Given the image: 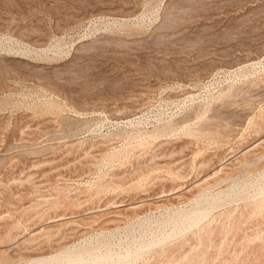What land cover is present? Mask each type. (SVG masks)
<instances>
[{"label":"rangeland","instance_id":"obj_1","mask_svg":"<svg viewBox=\"0 0 264 264\" xmlns=\"http://www.w3.org/2000/svg\"><path fill=\"white\" fill-rule=\"evenodd\" d=\"M263 169L264 0H0V264H264Z\"/></svg>","mask_w":264,"mask_h":264},{"label":"bare ground","instance_id":"obj_2","mask_svg":"<svg viewBox=\"0 0 264 264\" xmlns=\"http://www.w3.org/2000/svg\"><path fill=\"white\" fill-rule=\"evenodd\" d=\"M256 121H257V120H256ZM261 124H263V123L261 122ZM170 127H171V126H170ZM256 127H257V126H256ZM165 128L168 129L169 127H168V128L165 127ZM199 128H200V127H199ZM199 128H198V129H199ZM172 129H173V128H172ZM172 129H171V130H172ZM187 129H188V128H187ZM171 130H168V131H171ZM190 130H191V129H190ZM259 130H260V129H259ZM168 131H167V132H168ZM257 131H258V130H257ZM160 132H163V133H164V131H161V130H160ZM171 132H172V131H171ZM187 132H188V131H187ZM196 132H197V131H196ZM158 133H159V132H158ZM165 133H166V132H165ZM198 133H199V132H198ZM213 134H214V133H213ZM204 135H205V134H204ZM206 135H207V134H206ZM206 137H207V136H206ZM208 137H210V134H209ZM200 138H201V137H200ZM210 138H211V137H210ZM212 138H213V137H212ZM197 139H198V138H197ZM214 143H215V142H214ZM220 143H221V142H220ZM260 156H261V155H260ZM260 156H259V157H260ZM254 158H255V157H254ZM262 158H263V157H262ZM248 162H249V161H248ZM259 162H260V161H259ZM245 164H246V163H245ZM247 164H248V163H247ZM252 164H254V163H252ZM252 164H251V165H252ZM249 165H250V164H249ZM257 166H258V165H257ZM255 167H256V166H255ZM254 170H255V169H254ZM263 170H264V169H263ZM257 173H258V172H257ZM260 173H261V172H260ZM263 174H264V173H263ZM231 175H232V174H231ZM260 175H261V174H260ZM247 176H248V175H247ZM254 176H256V173H255ZM252 177H253V175H252ZM257 177H258V176H257ZM247 179H248V178H247ZM242 180H243V178H242ZM258 180H259V179H258ZM258 180H257V181H258ZM260 180H261V179H260ZM232 181H235V180H232ZM248 181H249V180H247V183H248ZM251 181H252V180H251ZM244 182H245V181H244ZM238 184H239V183H238ZM256 184H257V183H256ZM232 186H233V185H232ZM246 186H248V185L245 184V183H243V184H239V185H234L233 188H237V189H238V188H242V187H243L242 189L244 190V187H246ZM248 187H249V186H248ZM252 187H253V184H252ZM263 187H264V186H263ZM263 187H262V188H263ZM233 188H232V189H233ZM258 188H259V187H258ZM249 189H250V188H249ZM256 189H257V188H256ZM252 190H253V188H252ZM238 191H239V190H238ZM231 192H232V191H231ZM232 193H234V190H233ZM245 193H246V191H245ZM248 193H249V192H248ZM256 193H257V192H256ZM256 193H254V194H256ZM229 194H230V193H229ZM238 194H239V193H238ZM238 194H237V195H238ZM243 194H244V193H243ZM260 194H263V193L260 192V193H259V196H260ZM235 195H236V194L234 193V196H235ZM250 195H251V194H250ZM257 195H258V194H257ZM257 195H256V197H258ZM221 196H222V195H221ZM241 196H242V195H241ZM252 196H253V194H252ZM252 196H251V197H252ZM262 196H263V195H262ZM215 197H216V196L212 197V199H211V202H212L211 205H212V206L209 205L210 207H212L211 210H212L213 207H214L213 204L215 203V200H217V198H218L219 196H218L217 198H215ZM227 197H228V196H227ZM236 197H237V196H236ZM236 197H234V198H236ZM238 197H240V196H238ZM244 197L246 198L245 195H244ZM247 197H248V196H247ZM254 197H255V196H254ZM254 197H253V198H254ZM210 198H211V197H210ZM230 198H231V197H230ZM242 198H243V197H242ZM259 198H260V197H259ZM201 199H202V198H201ZM201 199H199V200H201ZM221 199H222V198H221ZM228 199H229V198H228ZM240 199H241V198H240ZM249 199H250V198H249ZM197 200H198V199H197ZM224 200H225V199H224ZM226 200H227V199H226ZM226 200H225V201H226ZM256 200H257V199H256ZM260 200H261V199H260ZM260 200H258V202H260ZM202 201H204V200H202ZM227 201H228V200H227ZM245 201H247V200H245ZM200 202H201V201H200ZM213 202H214V203H213ZM228 202H230V201H228ZM231 202H232V201H231ZM240 202H241V201H240ZM240 202H239V203H240ZM254 202H255V201H254ZM204 203H205V202H204ZM223 203H224V202H223ZM246 203H247V202H246ZM252 203H253V202H252ZM256 203H257V202H256ZM195 204H196V203H195ZM206 204H207V203H206ZM216 204H217V203H215V205H216ZM220 204H221V202H220ZM230 204H231V203H230ZM250 204H251V203H250ZM199 205H200V204H199ZM204 205H205V204H204ZM221 205H222V204H221ZM228 205H229V204H228ZM228 205H227V206H228ZM240 205H241V204H240ZM242 205H243V204H242ZM253 205H254V204H253ZM259 205H262V204H259ZM259 205H258V206H259ZM263 205H264V204H263ZM219 206H220V205H219ZM219 206H218V207H219ZM224 206H225V205H224ZM230 206H232V208H233V205H232V204H231ZM234 206H235V205H234ZM244 206H245V205H244ZM248 206H249V204L247 205V208H248ZM250 206H251V205H250ZM250 206H249V207H250ZM203 207H204V206H203ZM205 207H208V206L206 205ZM221 207H223V206H221ZM241 207H242V206H241ZM250 208H252V207H250ZM255 208H256V207H255ZM217 209H219V208H217ZM224 209H225V208H224ZM224 209H223V210H224ZM239 209H240V208H239ZM209 210H210V209H209ZM213 210H214V209H213ZM233 210H234V209H233ZM233 210H232V211H233ZM240 210H241V209H240ZM259 210H260V209H259ZM261 210H262V209H261ZM263 210H264V209H263ZM185 211H187V210H185ZM192 211H193V210H191L190 212H192ZM194 211H195V207H194ZM236 211H237V210H236ZM257 211H258V210H257ZM214 212H215V211H214ZM244 212H245V211H244ZM252 212H253V211H252ZM258 212H259V211H258ZM174 213H175V212H174ZM188 213H189V212H188ZM195 213H196V212H195ZM195 213H193L194 216H192V218H190V222H192L193 224H195V223H197V222L199 223V220H201V219L203 218V215H204V214H203V215H202V214L197 215V214H195ZM199 213H201V212H199ZM217 213H218V212H217ZM225 213H227V212H225ZM230 213H231V212H230ZM233 213H234V212H233ZM233 213H232V214H233ZM247 213H249V210L247 211ZM250 213H251V212H250ZM182 214H183V213H182ZM213 214H214V213H213ZM232 214H231V215H232ZM237 214H238V213H237ZM254 214H255V213H254ZM209 215H210V214H209ZM209 215H208V216H209ZM223 215H224V214H223ZM228 215H229V213H228ZM233 215H234V214H233ZM179 216H180V215H179ZM251 216H252V215H251ZM257 216L259 217V215H257ZM257 216H256V217H257ZM173 217H174V215H173ZM222 217H223V216H222ZM235 217H236V215H235ZM242 217H243V216H242ZM245 217H246V216H245ZM175 218H177V217H175ZM181 218H183V217H181ZM211 218H212V217H211ZM215 218H217V217H215ZM246 218H247V217H246ZM254 218H255V217H254ZM169 219H170V217L168 218V220H169ZM177 219H179V218H177ZM183 219H184V218H183ZM187 219H188V218H187ZM226 219H229V218H226ZM235 219H236V218H235ZM242 219H243V218H242ZM244 219H245V218H244ZM249 219H250V218H249ZM255 219H256V218H255ZM259 219H260V218H259ZM262 219H263V218H262ZM219 220H220V219H219ZM237 220H239V219L237 218ZM165 221H166V220H165ZM201 221H202V220H201ZM208 221H210V220H208ZM220 221H221V220H220ZM235 221H236V220H235ZM240 221H241V220H240ZM158 222H159V221H158ZM166 222H167V221H166ZM166 222H165V223H166ZM188 222H189V221H188ZM206 222H207V221H206ZM214 222H215V220H214ZM222 222H223V221H222ZM262 222H263V221H262ZM156 223H157V222H156ZM175 223H176V222H175ZM207 223H209V222H207ZM217 223H218V222H217ZM233 223H234V222H233ZM244 223H245V222H244ZM250 223H251V221H250ZM170 224H171V223H170ZM199 224H200V223H199ZM202 224H203V223H202ZM223 224H224V223H223ZM242 224H243V223H242ZM160 225H161V224H160ZM171 225H172V224H171ZM173 225H174V224H173ZM184 225H185V224H184ZM191 225H192V224H190L189 227H190ZM230 225H231V224H230ZM233 225H234V224H233ZM238 225H239V224H238ZM161 226H162V225H161ZM185 226H186V225H185ZM192 226H193V225H192ZM201 226H202V225H201ZM204 226H205V225H204ZM204 226H203V227H204ZM207 226H208V225H207ZM224 226H225V225H224ZM231 226H232V225H231ZM234 226H235V225H234ZM157 227H158V226H157ZM173 227H174V226H173ZM199 227H200V226H199ZM228 227H229V226H228ZM237 227H238V226H237ZM184 228H186V227H184ZM160 229H161V227H160ZM171 229H172V228H171ZM173 229H174V228H173ZM198 229H199V228H198ZM205 229H206V228H205ZM226 229H227V227H226ZM226 229H225V230H226ZM201 230H202V229H201ZM231 230H232V229H231ZM159 231H160V230H159ZM199 231H200V230H199ZM203 231H204V230H203ZM211 231H214V230L212 229ZM248 231H249V230H248ZM201 232H202V231H201ZM220 232H221V231H220ZM171 233H172V231H171ZM173 233H174V232H173ZM195 233H196V232H195ZM195 233H194V234H195ZM210 233H212V232H210ZM163 234H164V233H163ZM186 234H187V233H186ZM189 234H190V233H189ZM226 234H227V233H226ZM153 235H154V234H153ZM180 235H183V234L180 233ZM184 235H185V234H184ZM184 235H183V236H184ZM195 235H196V234H195ZM195 235H194V236H195ZM200 235H204V233H203V234L201 233ZM205 235L208 236L207 231H206V234H205ZM157 236H158V238L161 237V236L159 237V235H157ZM183 236H182V237H183ZM187 236H188V235H187ZM209 236H210V235H209ZM6 237H7V236H6ZM154 237H155V236H154ZM184 237H185V236H184ZM203 237H204V236H203ZM203 237H202V240H203ZM96 238H97V237H96ZM101 238H102V237H101ZM165 238H166V237H165ZM171 238H172V236H171ZM171 238H168V239L171 240ZM186 238H187V237H186ZM186 238H184V239H186ZM196 238H197V237H196ZM200 238H201V236H200ZM200 238H199V239H200ZM99 239H100V238H99ZM177 239H178V238H177ZM179 239H180V238H179ZM229 239H230V238H229ZM6 240H7V239H6ZM95 240H97V239H95ZM102 240H103V239H102ZM102 240H101V241H102ZM155 240H156V239H155ZM162 240H163V239H162ZM164 240H165V239H164ZM145 241H146V240H145ZM159 241H160V240H159ZM172 241H173V240H172ZM172 241H171V242H172ZM177 241H178V240H177ZM96 242H97V241H96ZM109 242H110V241L108 240V243H109ZM111 242H112V241H111ZM154 242H155V241H154ZM160 242H161V241H160ZM186 242H187V241H186ZM197 242H198V240H197ZM249 242H250V241H249ZM93 243H94V242H93ZM99 243H102V242H99ZM99 243H98V244H99ZM142 243H143V242H142ZM152 243H153V242H152ZM201 243H202V242H201ZM103 244H104V243H103ZM103 244H102V245H103ZM150 244H151V243H150ZM155 244H156V243H155ZM165 244H166V243H165ZM172 244H173V243H172ZM88 245H89V244H88ZM110 245H111V244H110ZM158 245H160V244H158ZM181 245H182V244H181ZM93 246H94V245H93ZM147 246H148V245H147ZM151 246H153V245L151 244ZM166 246H167V245H166ZM184 246H185V244H184ZM213 246H214V245H213ZM140 247H141V246H140ZM155 247H156V246H155ZM157 247H158V246H157ZM161 247H162V245H161ZM167 247H168V246H167ZM182 247H183V246H182ZM193 247H194V246H193ZM193 247H192V248H193ZM82 248H83V247H82ZM89 248H90V247H89ZM110 248H111V247H110ZM148 248H149V247H148ZM192 248H191V249H192ZM77 249H78V248H77ZM97 249H99L98 246H97ZM104 249H105V248H104ZM130 249H131V248H130ZM140 249H141V248H140ZM159 249H160V248H159ZM164 249H166V248L164 247ZM168 249H169V248H168ZM194 249H195V248H194ZM63 250H64V249H63ZM75 250H76V249H75ZM86 250H87V249H86ZM86 250H85V251H86ZM111 250H112V249H111ZM126 250H128V249H126ZM143 250H145V249H143ZM154 250H155V248H154ZM230 250H231V249H230ZM72 251H73V250H72ZM79 251H80V250H79ZM94 251H95V249H94ZM105 251H106V249H105ZM114 251H115V250H114ZM161 251H163V250H161ZM164 251H166V250H164ZM164 251H163V252H164ZM235 251H236V250H235ZM57 252H58V251H57ZM59 252H60V251H59ZM64 252L67 253V251L65 250V251H62V252L58 253V254H59L58 256H51V257H49V258H44V259H41V260L38 259V260H35V261L32 260V261H29V263L27 262V264H63V261L66 259L64 256H62V254L65 255ZM87 252H88V251H87ZM98 252H99V251H98ZM111 252H113V250H112ZM130 252H131V251H130ZM138 252H139V251H138ZM155 252H156V251H155ZM159 252H160V250H159ZM109 253H110V252H109ZM127 253H128V251H127ZM127 253H126V254H127ZM140 253H141V252H140ZM143 253H144V251H143ZM146 253H147V252H146ZM73 254H74V253H73ZM73 254H72L71 256H68V257H67V259H66L67 261L65 262V264H82V260H84V257H85V256H84L83 254H80V253H79V254L76 253L75 255H73ZM130 254H131V253H130ZM132 254H133V253H132ZM132 254H131V255H132ZM1 255H3V254H1ZM53 255H54V254H53ZM88 255H89V254H88ZM131 255H130V256H131ZM147 255H148V253H147ZM235 255H236V254H235ZM93 256H94V255H93ZM97 256H98V255H97ZM97 256H96V257H97ZM111 256H112V255H111ZM115 256H116V255H115ZM115 256H114V257H115ZM119 256H120V255H119ZM122 256H123V255H122ZM122 256H121V257H122ZM130 256H129V257H130ZM136 256H137V255H136ZM141 256H142V258H143V255H141ZM145 256H146V254H145ZM88 257H90V256H88ZM96 257H95V258H96ZM123 257H124V256H123ZM132 257H133V256H132ZM138 257H139V256H138ZM197 257H198V256H197ZM248 257H249V256H248ZM4 258H5V257H4ZM134 258H135V257H134ZM150 258H151V257H150ZM160 258H161V257H160ZM85 259H86V258H85ZM104 259H105V258H104ZM104 259H103V260H104ZM107 259H108V258H106V260H107ZM125 259L127 260V257H125ZM135 259H136V258H135ZM192 259H193V258H192ZM237 259H238V258H237ZM4 260H5V259H4ZM86 260H87V259H86ZM86 260H85V261H86ZM91 260H92V259H91ZM97 260H98V259H97ZM108 260H109V259H108ZM123 260H124V259H123ZM133 260H134V259H133ZM137 260H138V259H137ZM198 260H199V259H198ZM201 260H202V259H201ZM89 261H90V260H89ZM92 261H93V260H92ZM99 261H100V259H99ZM110 261H111V259H110ZM110 261L107 262V263H110ZM97 262H98V261H97ZM113 262H114V261H113ZM119 262H120V260H119ZM122 262H123V261H122ZM130 262H131V260H130ZM134 262H135V261H134ZM89 263H90V262H89ZM93 263H94V262H93ZM102 263H103V261H102ZM116 263H117V262H116ZM146 263H147V262H146ZM103 264H104V263H103ZM110 264H111V263H110ZM118 264H119V263H118ZM121 264H123V263H121ZM127 264H128V261H127ZM134 264H136V263H134Z\"/></svg>","mask_w":264,"mask_h":264}]
</instances>
